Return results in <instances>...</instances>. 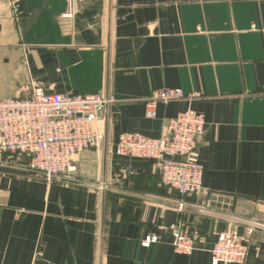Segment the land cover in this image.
Segmentation results:
<instances>
[{"label": "crops", "instance_id": "obj_1", "mask_svg": "<svg viewBox=\"0 0 264 264\" xmlns=\"http://www.w3.org/2000/svg\"><path fill=\"white\" fill-rule=\"evenodd\" d=\"M36 87L111 98L106 161L105 140L76 155L68 178L84 185L0 174V264H212L229 229L243 264H264V229L219 215L264 223V0H0V99ZM162 88L197 95L149 118ZM186 109L206 119L192 195L166 186L157 160L116 150L121 133L168 141ZM104 177L103 204L86 184ZM175 231L196 239L192 254L174 250Z\"/></svg>", "mask_w": 264, "mask_h": 264}, {"label": "built area", "instance_id": "obj_2", "mask_svg": "<svg viewBox=\"0 0 264 264\" xmlns=\"http://www.w3.org/2000/svg\"><path fill=\"white\" fill-rule=\"evenodd\" d=\"M196 95L181 88L156 90L146 102V115L155 118L158 104ZM110 101L100 93L76 96L51 93L42 87L34 88L27 98L0 99V164L16 158L21 167L48 176H70L77 170L74 160L79 152L101 147L105 137L103 112ZM205 129L204 114L186 109L169 119L168 141L121 133L116 150L121 156L157 160L166 186L183 195L199 194L203 191L204 166L195 153ZM250 228L251 233L254 227ZM154 239L149 237L144 243ZM173 246L177 253L189 255L196 250V239L175 231ZM247 255L241 235L229 229L219 235L211 249V262L243 264Z\"/></svg>", "mask_w": 264, "mask_h": 264}, {"label": "water", "instance_id": "obj_3", "mask_svg": "<svg viewBox=\"0 0 264 264\" xmlns=\"http://www.w3.org/2000/svg\"><path fill=\"white\" fill-rule=\"evenodd\" d=\"M106 97H109L106 95ZM108 108L109 104L106 105L105 110L103 112L104 115V135H105V155H104V162L106 161V154H107V140H108V125H109V118H108ZM101 115V114H100ZM0 174L4 175H10V176H19V177H24V178H31V179H38V180H52V181H61V182H69V183H81L85 184L82 182H78L76 180H73L71 178H68L66 176H48L47 173L41 172V171H36L32 170L29 168H24V167H19V166H14V165H8V164H0ZM106 179L105 177L103 178V184L102 185H92V184H86V185H91V186H96L97 188H100L103 193V204L105 203V191H106ZM223 217H226L232 221H236L239 223H244L248 224L249 226H252L254 228H263L264 229V223L257 221V220H249V219H244L240 218L237 216H232V215H222L219 214Z\"/></svg>", "mask_w": 264, "mask_h": 264}, {"label": "rangeland", "instance_id": "obj_4", "mask_svg": "<svg viewBox=\"0 0 264 264\" xmlns=\"http://www.w3.org/2000/svg\"><path fill=\"white\" fill-rule=\"evenodd\" d=\"M6 160V159H5ZM3 163H6V164H11V165H20L19 162H17L16 158H11V161L9 162H3ZM22 165H20L21 167Z\"/></svg>", "mask_w": 264, "mask_h": 264}]
</instances>
